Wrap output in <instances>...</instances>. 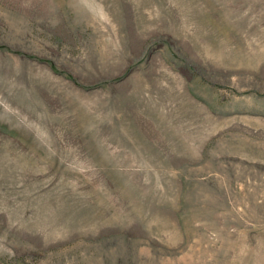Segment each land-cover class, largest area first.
<instances>
[{"label": "rangeland", "instance_id": "1", "mask_svg": "<svg viewBox=\"0 0 264 264\" xmlns=\"http://www.w3.org/2000/svg\"><path fill=\"white\" fill-rule=\"evenodd\" d=\"M0 264H264V0H0Z\"/></svg>", "mask_w": 264, "mask_h": 264}]
</instances>
